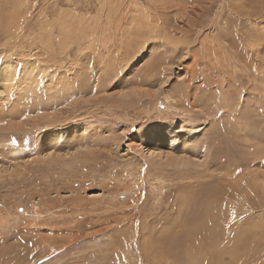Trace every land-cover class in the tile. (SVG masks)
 <instances>
[{"label": "rangeland", "instance_id": "obj_1", "mask_svg": "<svg viewBox=\"0 0 264 264\" xmlns=\"http://www.w3.org/2000/svg\"><path fill=\"white\" fill-rule=\"evenodd\" d=\"M0 264H264V0H0Z\"/></svg>", "mask_w": 264, "mask_h": 264}, {"label": "bare ground", "instance_id": "obj_2", "mask_svg": "<svg viewBox=\"0 0 264 264\" xmlns=\"http://www.w3.org/2000/svg\"><path fill=\"white\" fill-rule=\"evenodd\" d=\"M156 1V0H155ZM111 4H113V3H111ZM108 5V4H107ZM196 6V5H195ZM118 9V8H117ZM130 10H132V9H130ZM198 10V9H197ZM142 11V10H141ZM194 12V11H193ZM110 14V13H109ZM133 14V12L132 13H127V14H125L124 16H127L126 18H128L129 19V17L131 16ZM112 15V14H111ZM147 17L148 18H150L151 19V16L149 15V13H147ZM103 16V15H102ZM112 17V16H111ZM136 17L137 16H135L134 17V19L136 20ZM133 19V20H134ZM142 19V18H141ZM139 22V21H138ZM137 22V23H138ZM141 22L143 23V21L141 20ZM141 22L139 23V24H141ZM146 23V22H145ZM108 24V23H107ZM121 24V23H120ZM147 24V23H146ZM149 24V26L151 25L150 23H148ZM107 26V25H106ZM121 27V26H120ZM147 28V27H146ZM152 28V27H151ZM154 28V27H153ZM116 29H118V28H116ZM163 29V28H162ZM219 29V28H218ZM154 30V29H153ZM120 31V30H119ZM159 34V33H158ZM175 35V34H174ZM109 44H108V48L110 49V51H114L113 49H112V47H116L115 45H119L118 43H116V41L114 40L113 42H108ZM106 50V49H105ZM143 50V49H142ZM115 53V52H114ZM134 61V60H133ZM38 122V121H37ZM202 184V183H201ZM209 184V183H208ZM221 186H223V188H224V190L225 191H227V192H230L229 190L230 189H228V185L227 184H223V183H221ZM232 191V190H231ZM206 205H209V206H212L210 203H208V204H206ZM221 208V207H220ZM216 211V212H215ZM218 211V212H217ZM205 215H206V209H205ZM216 215V216H215ZM221 216V217H218V216ZM225 217V215L224 214H222V209L220 210V209H216V208H214V212H213V214H210L209 216H208V218H205V219H202V218H199V220H201V221H203L205 224H209V225H211L212 226V224L213 223H218L219 221H221L223 218ZM210 230H212L211 232L213 233L215 230H214V228H211ZM244 235V234H243ZM242 235V236H243ZM208 239H210V238H208L207 237V241H208ZM55 249V248H54Z\"/></svg>", "mask_w": 264, "mask_h": 264}, {"label": "snow or ice", "instance_id": "obj_3", "mask_svg": "<svg viewBox=\"0 0 264 264\" xmlns=\"http://www.w3.org/2000/svg\"><path fill=\"white\" fill-rule=\"evenodd\" d=\"M13 142H15V141H13Z\"/></svg>", "mask_w": 264, "mask_h": 264}]
</instances>
